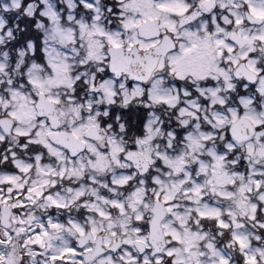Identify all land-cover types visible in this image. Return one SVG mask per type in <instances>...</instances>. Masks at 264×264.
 <instances>
[{
	"label": "snow or ice",
	"instance_id": "obj_1",
	"mask_svg": "<svg viewBox=\"0 0 264 264\" xmlns=\"http://www.w3.org/2000/svg\"><path fill=\"white\" fill-rule=\"evenodd\" d=\"M0 264H264V0H0Z\"/></svg>",
	"mask_w": 264,
	"mask_h": 264
}]
</instances>
